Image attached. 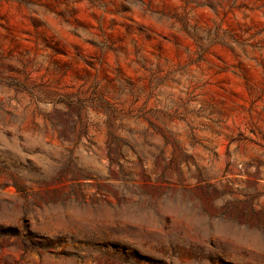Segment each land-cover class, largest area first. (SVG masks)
I'll list each match as a JSON object with an SVG mask.
<instances>
[{"label":"rangeland","instance_id":"374dc122","mask_svg":"<svg viewBox=\"0 0 264 264\" xmlns=\"http://www.w3.org/2000/svg\"><path fill=\"white\" fill-rule=\"evenodd\" d=\"M0 264H264V0H0Z\"/></svg>","mask_w":264,"mask_h":264},{"label":"trees","instance_id":"16d2710c","mask_svg":"<svg viewBox=\"0 0 264 264\" xmlns=\"http://www.w3.org/2000/svg\"><path fill=\"white\" fill-rule=\"evenodd\" d=\"M15 186H16L18 189H21V187H20L19 185H17L16 183H15ZM9 230L11 231L12 229L2 230V232H9Z\"/></svg>","mask_w":264,"mask_h":264}]
</instances>
